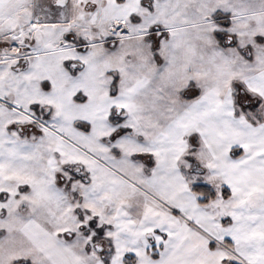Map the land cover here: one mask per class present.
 Segmentation results:
<instances>
[{"label": "snow or ice", "instance_id": "6c2138e0", "mask_svg": "<svg viewBox=\"0 0 264 264\" xmlns=\"http://www.w3.org/2000/svg\"><path fill=\"white\" fill-rule=\"evenodd\" d=\"M0 264H264V0H0Z\"/></svg>", "mask_w": 264, "mask_h": 264}]
</instances>
